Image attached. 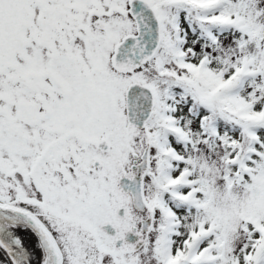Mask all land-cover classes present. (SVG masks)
Here are the masks:
<instances>
[{
	"label": "snow or ice",
	"instance_id": "1",
	"mask_svg": "<svg viewBox=\"0 0 264 264\" xmlns=\"http://www.w3.org/2000/svg\"><path fill=\"white\" fill-rule=\"evenodd\" d=\"M0 264H264V0H0Z\"/></svg>",
	"mask_w": 264,
	"mask_h": 264
}]
</instances>
